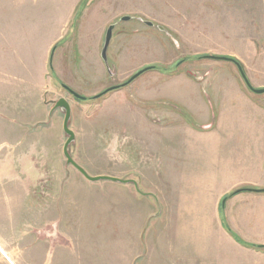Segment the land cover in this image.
I'll use <instances>...</instances> for the list:
<instances>
[{"label": "rangeland", "instance_id": "374dc122", "mask_svg": "<svg viewBox=\"0 0 264 264\" xmlns=\"http://www.w3.org/2000/svg\"><path fill=\"white\" fill-rule=\"evenodd\" d=\"M48 3L11 0L15 43L0 42V264H264V193L236 194L264 190V94L206 58L236 60L264 89V0H60L76 42L116 26L111 76L76 92L85 101L4 88L37 77ZM31 89L32 104L20 98ZM62 97L73 159L137 188L67 164L65 113L45 106Z\"/></svg>", "mask_w": 264, "mask_h": 264}, {"label": "crops", "instance_id": "0c3cea01", "mask_svg": "<svg viewBox=\"0 0 264 264\" xmlns=\"http://www.w3.org/2000/svg\"><path fill=\"white\" fill-rule=\"evenodd\" d=\"M8 4H11V0H3V4L0 0V14L1 12L4 13V15L2 14L3 19L0 21V23L3 22L0 24V30H3L2 33L0 32V42L12 44L15 43L16 26L10 21L11 17L7 12ZM42 8L47 15V20L41 26L43 28L41 30L42 37L40 38L43 47H41L40 55L37 56V61H40L38 75L35 78L31 73L30 80L19 87L8 86L4 88H36V92H39L40 88H48L49 91H46V93H51L55 91L53 88H60L61 86L68 93L67 88L74 92H81L83 89L89 90L91 88L89 82L93 77L99 75L102 78L106 72L111 76L109 60L108 64L102 60L104 23L92 36L79 34V40L76 42L72 40L76 29L74 26L65 36L64 25L60 22V0H51V3L42 6ZM10 10L15 11L14 7ZM6 57L4 54L2 59L6 61ZM8 57V60H16L11 54ZM10 67L11 64H8V68ZM11 93V91H2L3 99L14 100L16 97ZM33 96L34 91L31 89L28 92L26 90L20 98L30 101L32 104ZM53 101H45L46 108H49L50 103Z\"/></svg>", "mask_w": 264, "mask_h": 264}, {"label": "water", "instance_id": "95a60500", "mask_svg": "<svg viewBox=\"0 0 264 264\" xmlns=\"http://www.w3.org/2000/svg\"><path fill=\"white\" fill-rule=\"evenodd\" d=\"M130 17L126 16L122 18V21H129ZM146 24L150 27L154 26L153 23L151 22H146ZM115 25H111L108 30L107 33L105 34V42H104V46H103V50H102V60H104V62H107L108 64V51H109V46L111 45V42L113 40V32L115 29ZM206 58H210V59H214V60H222V61H231L234 62L239 69V72L241 74V78L244 79L246 85L248 86L249 90H251L252 92L261 95L264 94V89H255L253 88V86L251 85V83L249 82L248 78H246V74L242 68V66H240V63H238L236 60L229 58V57H224V56H206ZM110 69V68H109ZM150 68H145L141 71H139L138 73H136L128 82H126L125 84L121 85V86H116V87H112L109 88L108 90L102 92L101 94L95 96L96 99L102 97V95L108 94L111 91L120 89L124 86H127L128 84H130V82L132 83V81L136 80L139 76H141L143 74V72H147L149 71ZM67 90L69 91V93L74 96L77 99H80L82 101L86 100V97L81 96L79 94H77L76 92L70 90L69 88H67ZM53 109L52 111H56V110H61L65 113V117H64V123H63V129L64 132L68 135V139L64 145V149H63V153L64 156L67 160V164L73 166L76 170H78L87 180L91 181V182H99V181H112L115 183H122V184H134L137 188V183L133 180H122L120 178H116V177H110V176H97V177H93L90 176L87 171L82 168L71 156L70 152H69V148L71 146V144L75 141V133L70 129V121H71V116H72V108H71V104L70 102L62 97L57 101H53ZM138 190V189H137ZM243 191L246 192H252V193H264V190H257V189H246V190H239L238 193H241ZM225 203V201H224ZM223 203V204H224ZM259 248H264V245L259 246Z\"/></svg>", "mask_w": 264, "mask_h": 264}, {"label": "trees", "instance_id": "16d2710c", "mask_svg": "<svg viewBox=\"0 0 264 264\" xmlns=\"http://www.w3.org/2000/svg\"><path fill=\"white\" fill-rule=\"evenodd\" d=\"M93 99H96V98H93ZM236 194H238V192H236Z\"/></svg>", "mask_w": 264, "mask_h": 264}]
</instances>
